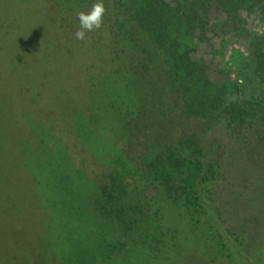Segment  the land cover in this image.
<instances>
[{
    "label": "trees",
    "instance_id": "16d2710c",
    "mask_svg": "<svg viewBox=\"0 0 264 264\" xmlns=\"http://www.w3.org/2000/svg\"><path fill=\"white\" fill-rule=\"evenodd\" d=\"M248 1L259 7L264 3V0H102L105 13L101 28L86 33L84 40H78L75 37L80 30L78 13L89 11L97 0H42L45 9L42 12L49 18L48 34L32 32L33 22L18 19H13L12 33L0 31L5 37L10 32L12 37L0 42V75L9 80L8 85L0 86V116L10 117L14 124L10 134L13 150L22 147L33 155L27 144L33 146L34 142L24 134H17L21 126L18 119L30 116L36 121L34 116H37L38 120L44 107L51 109L52 98L59 99L60 105L70 106L57 112L66 117L61 120L64 135L71 136L87 126L83 118L82 124L77 123V131L69 126L75 113L71 107L75 104L69 96L76 84L74 80L88 78L94 88L101 84L113 93V89H119V94L125 91L122 95L131 96L122 114L118 110L122 117L121 130L128 139L119 145L118 156L111 158L113 167L99 184L95 183L99 197L95 201L97 212L107 215L108 221H113L120 230L121 237L115 241L118 255L125 253L127 243L136 242L128 237L136 236L150 260L163 258L167 264L170 261L166 260L174 258V253L177 258L181 257L175 250L169 253L172 247L167 241L172 231L162 223V213L166 210L184 216L191 232L199 233L194 222L201 219L210 239L223 248H219L217 255L221 259L217 264H228L225 258L234 256L214 229V224L218 223L214 209L217 214L219 209L213 201V190L208 188L209 183L217 180L220 159L208 158L204 137L200 128L196 130L197 126H204L203 130L208 132L213 128L210 124L213 114L208 116L210 108L207 110L202 102L211 97V88L206 90L209 86L205 84L206 91L202 92L192 83L195 65L182 50L184 37L200 33L204 37L214 27L217 18L211 14L212 10L226 15L220 31L236 30V21ZM3 16L1 13L0 24L5 19ZM58 37L65 46L60 43L56 52L52 48ZM253 47V77L248 84L252 92L247 91L232 107L239 112L236 124L239 127L247 124L249 129H258L259 134L264 131V42L258 41ZM48 51L53 52L55 59ZM66 64L74 68L73 81ZM76 74H79L77 79ZM156 100L162 101L165 108L162 103L154 105ZM218 100L220 107L228 101L227 98ZM118 101L116 97L106 106L103 104V108L112 109ZM166 106L169 109L166 110ZM167 111L173 114L171 124L165 126L164 118L159 117V122L153 123L152 118L158 112L167 118ZM182 115L187 122L180 117ZM36 125L39 128L41 122ZM42 129L44 131L43 126ZM52 130L57 129L52 126L48 131ZM138 133L143 140L135 139ZM2 142L4 144L5 139H0V144ZM42 158L43 168L49 171V166H55L58 161L50 149ZM206 221L212 223L211 226ZM223 221L222 216L220 223ZM208 241L205 239L202 243L206 248Z\"/></svg>",
    "mask_w": 264,
    "mask_h": 264
},
{
    "label": "rangeland",
    "instance_id": "374dc122",
    "mask_svg": "<svg viewBox=\"0 0 264 264\" xmlns=\"http://www.w3.org/2000/svg\"><path fill=\"white\" fill-rule=\"evenodd\" d=\"M43 7L42 0H0V15L2 13L5 18L0 24V31H10L14 25L13 19L29 20L34 23L32 32L38 31L37 34L43 36L49 27V18L44 15ZM247 23L253 33L264 31L260 20L248 19ZM10 32L8 37L0 35V42L12 38ZM29 36L33 39V35ZM65 38L71 41L70 36L66 35ZM60 43L63 42L58 37L52 49L58 52ZM215 45L218 51L205 54L197 50L191 58L210 62L211 79L218 85H224L235 79L237 64L247 58V49L244 43L237 44L235 41L220 45L215 42ZM63 52L66 56L67 51ZM48 54L55 59L52 51H48ZM18 56L22 57L21 54ZM65 67L69 68L68 75L73 81L74 68L67 64ZM78 77L79 74H76V79ZM6 78L0 75V86L9 84ZM74 83L69 96L75 104L71 106L75 113L74 121L69 126L75 131L77 123L82 124V118L87 126L81 131L76 130L71 136L64 135L61 120L66 117L57 112L70 106L60 105L59 99L52 98L51 109L44 107L38 120L34 116L37 122H41L39 128L30 116L18 119L21 126L18 125L20 129L16 133L24 134L34 142L33 146L27 144L33 151L32 156L22 147L13 150L10 134L14 124L10 117L0 116V139L6 141L0 144V264H165L163 258H147L136 236L128 237L131 241L136 239V242L127 243L125 253L118 255L115 241L121 237L120 230L113 221H108L110 218L107 215L99 214L95 208V201L99 198L95 183L99 184L108 169L113 167L111 158L118 156L119 145L128 139L120 125L121 114L131 96L122 95L125 91L119 94V89H113V93L101 84L94 88L88 78L74 80ZM108 96L113 101L119 98L112 109L103 108V104L106 106L112 101ZM157 102L163 104L156 100L154 105ZM172 116L168 111L167 118L158 112L152 120L157 124L159 118H164L166 126L171 124ZM180 117L187 122L184 115ZM211 123L213 128L210 132L213 131L217 138L204 131V126H197L196 130L200 128L204 137V151L208 158L220 159L217 180L209 183L208 188L213 190V201L219 209L218 214L214 209L218 222L214 224V229L225 241L229 252L234 254L231 258H225V263L264 264V142L261 143L264 141V131L258 134V129L244 127L248 133L245 143L250 147L252 145L256 154L252 157L249 153L253 152L247 153L249 148H244V142L239 141L241 138L238 134L243 133V127L229 125L231 130L238 133L236 135L216 128V119L210 120ZM52 126L57 130L50 133L48 130ZM139 134L135 139L143 140ZM48 149L56 154L58 160L55 166H49L51 171L42 166V157ZM218 215L220 218L223 216L222 223ZM200 220L197 218L194 222L199 233L191 232L190 223L184 216L175 211H163L162 223L174 234L171 233L167 241L172 247L169 253L175 250L181 255L177 258L174 253V258H166V262L170 261L167 264H217L221 259L217 254L219 248H223L210 239L206 226ZM205 239L209 240L207 248L202 245ZM213 254L214 257L211 256Z\"/></svg>",
    "mask_w": 264,
    "mask_h": 264
},
{
    "label": "flooded vegetation",
    "instance_id": "af4514ba",
    "mask_svg": "<svg viewBox=\"0 0 264 264\" xmlns=\"http://www.w3.org/2000/svg\"><path fill=\"white\" fill-rule=\"evenodd\" d=\"M240 12L239 18L237 19L238 27L236 30H223L220 31L219 27L221 26V23H224L226 20V15L221 14L220 12L216 13L214 10L211 11V14L217 18V20L214 22V27L211 28L208 32H206V35L203 37L201 36V33L198 35H188L187 37H184V48L182 50L183 54H186V57L189 61H191L195 66L193 72V81L192 83L197 84V89L199 91H204L206 89L205 84H208L209 88L206 90H209V93L211 97L209 99H203L202 102L204 106L212 107L210 108V113H212V120L217 121L218 124H216V128L222 129L221 131H228L230 134H238L231 130L229 128V125L232 124L234 126H238L236 124L237 118V108H233L232 106L235 105L240 98H242L244 95L247 94L246 92L249 91L252 92V88L248 85L253 77V70H252V61L254 59V51L256 42L262 41L264 42V31L262 33H253L249 29V25L247 23L248 19H253L256 21H261L262 25H264V3L259 6H253V3L251 1H248ZM235 41L237 44L239 42H242L246 45V53L247 58H244L242 61L238 62L237 68L234 74L235 79L227 81L224 85H218L216 84L210 77L209 72L210 68L209 64L205 59L200 60H194L191 58L197 50H200L201 52H204L205 54H210V52L218 51L216 49L215 42H217L219 45L222 42H232ZM215 46V47H214ZM219 47V46H218ZM209 49V51L207 50ZM205 90V91H206ZM224 99L227 98L228 101L225 104V106L220 107L219 100L218 99ZM214 106H219L215 108ZM226 106L230 107L229 109H226ZM232 107V108H231ZM223 111V113H221ZM218 125V126H217ZM220 125V126H219ZM244 127H248L247 124L243 126L242 134H238V137L241 138L239 140L240 142H244V148H249L248 152L250 151L253 153H249V156L256 155L252 145L250 147L249 144L245 143V138L247 136V132L244 130ZM215 128V127H214ZM262 132V131H260ZM211 135L215 134L213 131L209 132ZM212 138H217L216 135H213ZM218 138H220V135H218ZM262 141L261 143H263ZM231 240V239H230ZM232 241V240H231ZM233 242V241H232ZM234 244V243H233Z\"/></svg>",
    "mask_w": 264,
    "mask_h": 264
},
{
    "label": "clouds",
    "instance_id": "9594fccd",
    "mask_svg": "<svg viewBox=\"0 0 264 264\" xmlns=\"http://www.w3.org/2000/svg\"><path fill=\"white\" fill-rule=\"evenodd\" d=\"M104 13L105 8L102 0H97L89 11L78 13L80 30L75 33L76 39L84 40L86 33L101 28Z\"/></svg>",
    "mask_w": 264,
    "mask_h": 264
}]
</instances>
